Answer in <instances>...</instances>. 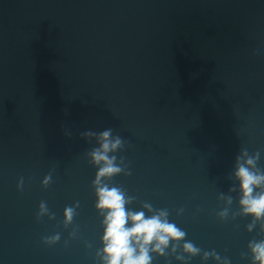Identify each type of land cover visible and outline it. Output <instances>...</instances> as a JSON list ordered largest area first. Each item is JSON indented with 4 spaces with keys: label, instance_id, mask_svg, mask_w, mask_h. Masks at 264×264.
Here are the masks:
<instances>
[{
    "label": "water",
    "instance_id": "95a60500",
    "mask_svg": "<svg viewBox=\"0 0 264 264\" xmlns=\"http://www.w3.org/2000/svg\"><path fill=\"white\" fill-rule=\"evenodd\" d=\"M256 48L264 0H0V264H98L97 168L86 155L97 141L81 133L108 128L127 142L116 155L131 175L110 183L136 197L128 207L167 208L187 241L250 264L241 253L259 226L249 233L250 217L233 219L239 194L229 188L241 148L260 150L264 169ZM221 193L233 197L226 220ZM41 201L54 219L37 221ZM57 232L59 242L43 243Z\"/></svg>",
    "mask_w": 264,
    "mask_h": 264
},
{
    "label": "clouds",
    "instance_id": "9594fccd",
    "mask_svg": "<svg viewBox=\"0 0 264 264\" xmlns=\"http://www.w3.org/2000/svg\"><path fill=\"white\" fill-rule=\"evenodd\" d=\"M253 55H264V49L256 48ZM68 135L69 133H65ZM83 137H95L97 146L87 152L89 163L97 168L92 188L95 195V208L102 216L103 233L101 247L95 256L98 264H153L155 257L174 256L181 264H188L191 258L200 256L202 262L209 259L215 264H231L229 257H222L215 249L202 250L193 242L187 241V233L169 220L167 208H154L150 202H143V210H134L128 207L136 197L128 195L122 186L111 184L110 181L118 175L130 176L131 171L124 157H117L116 153L122 151L126 141L120 135H113L111 128L99 133L87 130L81 133ZM261 151L250 153L247 148H241L235 157L231 177L238 182L229 192H238L237 211L231 213L233 197L225 196L226 206L217 215L226 220L229 214L233 219L236 216L250 217L246 230L251 233L259 226V239L253 238L247 244V251L241 253V258H249L250 264H264V169L258 166ZM52 182L51 172L42 180V187L47 188ZM24 180L20 178L17 188L23 189ZM79 201L73 206L65 207L63 224L67 227L76 215ZM179 209L177 214H181ZM149 213H151L149 215ZM47 216L49 220L55 218L50 212L47 203L41 201L36 214L37 221ZM61 239L60 233L45 236L43 243L54 245ZM179 253V254H177Z\"/></svg>",
    "mask_w": 264,
    "mask_h": 264
}]
</instances>
